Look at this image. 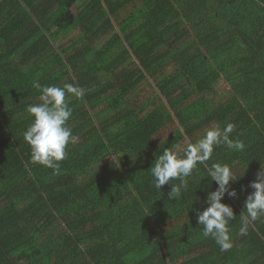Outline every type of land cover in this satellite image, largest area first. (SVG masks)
Returning a JSON list of instances; mask_svg holds the SVG:
<instances>
[{
  "label": "trees",
  "instance_id": "trees-1",
  "mask_svg": "<svg viewBox=\"0 0 264 264\" xmlns=\"http://www.w3.org/2000/svg\"><path fill=\"white\" fill-rule=\"evenodd\" d=\"M37 82L84 90L66 96L74 142L59 174L23 139ZM229 122L242 152L214 147L179 199V181L153 186L164 148L182 154ZM214 162L242 175L222 200L236 215L227 251L193 211L216 188ZM260 167L264 0H0V264H264V217L239 233Z\"/></svg>",
  "mask_w": 264,
  "mask_h": 264
},
{
  "label": "clouds",
  "instance_id": "clouds-1",
  "mask_svg": "<svg viewBox=\"0 0 264 264\" xmlns=\"http://www.w3.org/2000/svg\"><path fill=\"white\" fill-rule=\"evenodd\" d=\"M33 86L40 89V102L30 104L26 108L32 120L23 132V139L30 148L33 163L51 168L55 174H59V162L66 158L68 144L74 142L72 131L67 126L72 109L66 96L70 94L79 98L84 94V90L71 84H65L63 87H42L37 82ZM234 127V124L229 122L223 128L219 125L208 128L194 143L189 142L182 149V154L164 148L150 167L153 186L161 190L170 181H179L178 184L171 183L167 195L170 200L181 198L188 189L187 178L193 174L198 164H206L211 159L214 147L223 145L229 150H244L243 141L230 138ZM116 163L119 167V161ZM207 177L209 184L215 182L216 188L207 192L204 201L206 206L202 210L193 209L195 219L197 224L202 226L203 236L211 237L221 251H227L233 246L229 221L234 220L236 215L233 208L222 200L225 195L230 198L237 196V191L231 187V183L239 177L234 174L230 165L219 162L207 167ZM248 187L252 191L247 194L243 204L244 211L240 215L239 233L243 235H247L250 223L264 217V167H260L256 179L250 181Z\"/></svg>",
  "mask_w": 264,
  "mask_h": 264
},
{
  "label": "rangeland",
  "instance_id": "rangeland-1",
  "mask_svg": "<svg viewBox=\"0 0 264 264\" xmlns=\"http://www.w3.org/2000/svg\"><path fill=\"white\" fill-rule=\"evenodd\" d=\"M227 92H228V87L226 86V84L223 82L218 83L216 87V92H215L217 95L216 96L217 100L224 98Z\"/></svg>",
  "mask_w": 264,
  "mask_h": 264
}]
</instances>
